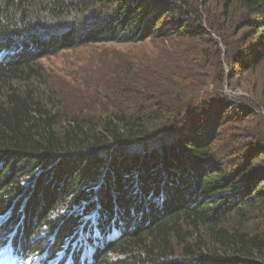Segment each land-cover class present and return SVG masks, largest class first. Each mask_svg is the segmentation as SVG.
<instances>
[{
  "label": "trees",
  "instance_id": "trees-1",
  "mask_svg": "<svg viewBox=\"0 0 264 264\" xmlns=\"http://www.w3.org/2000/svg\"><path fill=\"white\" fill-rule=\"evenodd\" d=\"M147 40L102 116L38 65ZM263 70L264 0H0V264H264Z\"/></svg>",
  "mask_w": 264,
  "mask_h": 264
},
{
  "label": "rangeland",
  "instance_id": "rangeland-1",
  "mask_svg": "<svg viewBox=\"0 0 264 264\" xmlns=\"http://www.w3.org/2000/svg\"><path fill=\"white\" fill-rule=\"evenodd\" d=\"M169 43L171 41L147 40L128 44L112 42L87 44L46 56L39 60L38 65L44 69L56 98L62 101L64 108L62 112L78 114L90 112L92 116H102L109 107L107 104L101 106V103L110 100L107 89L112 86V78L120 74L113 69L119 66L120 69H125L130 62H142L146 67L160 49H170ZM249 75L256 77L255 73ZM235 87L234 90H230L227 84L224 85L225 90L233 93L234 97L237 95L250 97V93L244 88L236 84ZM257 98L264 99V95ZM256 112L264 118L263 108L256 109ZM247 125L255 129L256 123L249 121Z\"/></svg>",
  "mask_w": 264,
  "mask_h": 264
}]
</instances>
